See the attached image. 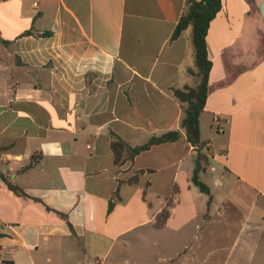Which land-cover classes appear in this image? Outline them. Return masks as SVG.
<instances>
[{
	"label": "crops",
	"instance_id": "crops-1",
	"mask_svg": "<svg viewBox=\"0 0 264 264\" xmlns=\"http://www.w3.org/2000/svg\"><path fill=\"white\" fill-rule=\"evenodd\" d=\"M221 3L199 119L208 205L173 95L197 84L191 28L172 38L186 0H0V174L27 195L0 176V264H264V0ZM169 131L116 165L113 133L134 147Z\"/></svg>",
	"mask_w": 264,
	"mask_h": 264
},
{
	"label": "trees",
	"instance_id": "trees-1",
	"mask_svg": "<svg viewBox=\"0 0 264 264\" xmlns=\"http://www.w3.org/2000/svg\"><path fill=\"white\" fill-rule=\"evenodd\" d=\"M187 11L178 21L174 32L172 34L173 40L177 39L184 30L191 28V42L194 58L195 69H190L189 73L197 79V84L194 87H184L183 89H175L174 97L185 104L184 115L181 119L180 126L185 131L187 141L190 145L194 146L198 150V157L196 159V168L193 170L191 180L196 188L202 194L209 197L208 205L210 204V190L209 188L200 181L199 175L204 171V163L207 158L202 155L200 151L204 149V144L200 139V127L199 119L204 111L206 98L208 95V76L209 71L212 69V62L208 58L206 50V38L209 29L210 22L216 17L220 11L222 3L221 0H186ZM31 32L27 31L23 35H30ZM48 35V34H44ZM112 142L110 148L114 155L116 165H124L127 162H132L135 157L140 155L142 152L149 151L153 146H157L163 143L171 142L175 143L181 139L179 132H166L160 136H156L150 139L148 143H143L138 146L128 145L122 138L113 133ZM3 181L8 186V189L13 191L15 194L23 197H27L23 191L18 187L12 185L6 177L0 174ZM136 178L130 179L127 183H136ZM172 194V193H171ZM117 196V192H115ZM142 197L146 200V193L143 191ZM172 207V199L168 197L166 199V206L163 208L161 213L155 217V227H162L168 217L170 216V208ZM113 208V203H109V211ZM63 219L67 221L64 215H61ZM70 226V224H69Z\"/></svg>",
	"mask_w": 264,
	"mask_h": 264
},
{
	"label": "rangeland",
	"instance_id": "rangeland-1",
	"mask_svg": "<svg viewBox=\"0 0 264 264\" xmlns=\"http://www.w3.org/2000/svg\"><path fill=\"white\" fill-rule=\"evenodd\" d=\"M202 179H204V178H202ZM199 255V259H200V254H198ZM146 256V257H145ZM155 257H156V255H155ZM142 260H143V263H146V264H149L148 262H144V260H147V261H152L153 262V258H154V255H150V254H145V255H143L142 257ZM154 260H155V258H154Z\"/></svg>",
	"mask_w": 264,
	"mask_h": 264
},
{
	"label": "built area",
	"instance_id": "built-area-1",
	"mask_svg": "<svg viewBox=\"0 0 264 264\" xmlns=\"http://www.w3.org/2000/svg\"><path fill=\"white\" fill-rule=\"evenodd\" d=\"M34 5H36V3H34ZM213 122H214L215 124H218V125H219L218 129H219L220 131H222L223 126L220 125L219 118L216 117V118L213 120Z\"/></svg>",
	"mask_w": 264,
	"mask_h": 264
},
{
	"label": "water",
	"instance_id": "water-1",
	"mask_svg": "<svg viewBox=\"0 0 264 264\" xmlns=\"http://www.w3.org/2000/svg\"><path fill=\"white\" fill-rule=\"evenodd\" d=\"M260 11H261L262 17H264V3L261 4Z\"/></svg>",
	"mask_w": 264,
	"mask_h": 264
}]
</instances>
